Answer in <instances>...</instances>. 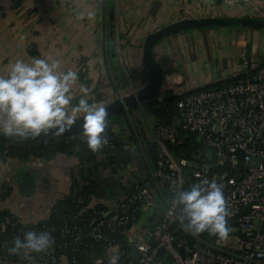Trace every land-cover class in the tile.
Returning a JSON list of instances; mask_svg holds the SVG:
<instances>
[{
    "label": "built area",
    "instance_id": "2783aa9c",
    "mask_svg": "<svg viewBox=\"0 0 264 264\" xmlns=\"http://www.w3.org/2000/svg\"><path fill=\"white\" fill-rule=\"evenodd\" d=\"M239 58L232 80L216 88L190 92L195 87L193 79L185 77L175 82L164 75L153 96L144 100L164 109L168 116L167 122L148 121L156 143L154 164L149 163L146 144L138 143L147 163L145 180L133 178V189L106 211H95L87 225L65 224L58 233L45 227L42 231L51 232L55 239L45 251L0 249V264H76L74 254L87 239L106 241V254L95 257L92 264H165L164 253L173 264H264V57L255 66L243 52ZM119 64L125 84L115 90L116 98L136 95L146 84L147 75L135 74L122 54ZM182 81L185 88L176 91L175 84ZM174 95L179 96L172 98ZM144 101L137 104L141 111ZM172 104L176 109L170 112ZM123 110L129 112V107ZM105 134L108 143L103 146L102 157L108 163L117 140H123V147L129 148L132 140L112 127ZM60 138L86 142L83 131ZM213 178L224 185L231 226L227 239L207 231L191 234L177 219L178 209L173 210L171 205L181 188ZM71 191L77 197L81 191L92 197L88 190ZM37 223L21 222L9 213L1 227L8 225L20 235ZM111 233L125 236L132 250L128 262L123 261L125 247ZM144 235L154 239L155 246ZM159 248H163L161 255Z\"/></svg>",
    "mask_w": 264,
    "mask_h": 264
},
{
    "label": "crops",
    "instance_id": "0c3cea01",
    "mask_svg": "<svg viewBox=\"0 0 264 264\" xmlns=\"http://www.w3.org/2000/svg\"><path fill=\"white\" fill-rule=\"evenodd\" d=\"M208 16L264 18V0H0V74L6 75L17 58L52 56L60 60L61 71L78 73L73 103L83 94V84L90 103L107 105L125 84L119 54L135 74L147 75L142 43L148 33L181 19ZM153 52L165 79L177 82L189 77L196 89L231 78L242 52L257 65L264 57V29L228 26L182 31L160 40ZM175 85L176 91L185 88L184 82ZM134 111L132 128L111 125L131 137L129 150L139 141L153 142ZM78 151L50 158L0 157V210L33 224L46 220L51 206L73 188H93L91 204L111 206L133 189V178L139 180L133 157L125 156L126 162L112 169L105 165L102 149L88 161ZM123 167L130 169L128 176H121Z\"/></svg>",
    "mask_w": 264,
    "mask_h": 264
},
{
    "label": "clouds",
    "instance_id": "9594fccd",
    "mask_svg": "<svg viewBox=\"0 0 264 264\" xmlns=\"http://www.w3.org/2000/svg\"><path fill=\"white\" fill-rule=\"evenodd\" d=\"M60 60L52 56L17 58L6 75L0 74V134L38 136L51 130L64 132L80 122L87 146L96 152L108 143L105 134L109 112L100 101L90 103L88 88L81 84L78 101L73 103V85L78 73L60 70ZM178 209L177 219L193 235L205 231L227 239L231 226L224 185L216 179H203L181 188L171 200ZM55 239L48 231H26L14 238L11 251L47 250Z\"/></svg>",
    "mask_w": 264,
    "mask_h": 264
},
{
    "label": "trees",
    "instance_id": "16d2710c",
    "mask_svg": "<svg viewBox=\"0 0 264 264\" xmlns=\"http://www.w3.org/2000/svg\"><path fill=\"white\" fill-rule=\"evenodd\" d=\"M247 28V27H241ZM252 29V28H249ZM248 45V44H247ZM232 78L228 80H222L217 82H212L202 87H198L190 92L198 91L202 88H216L220 87L226 82L231 81ZM155 93V92H154ZM153 93V94H154ZM150 95L149 98H151ZM179 95H174L178 97ZM137 108V105L129 106V112L122 110L120 113L111 115L109 118L108 127L106 132L108 133L111 125L113 123H118L123 127L132 128L133 116L131 112ZM121 135V134H120ZM124 141L119 139L115 143L114 153L111 155L108 163H105L109 168L116 169L122 166L126 162L127 158L124 155ZM79 148L78 155L81 156L86 161L91 160L95 152H93L88 146L87 142L79 141H65L60 137L45 139L32 142H3L0 141V157H17L21 159H26L30 157H40V158H50L57 153H71ZM104 149L102 148V151ZM138 175L139 181L145 180V177H141L138 170H135ZM89 193L94 195V189L89 188ZM77 198H81L82 202H78ZM91 198L86 197V193L81 191L79 196H75V193H70L63 199L56 201L50 208L48 218L44 221L38 222L37 224L31 225V229L37 232L42 231L45 227L52 228L54 233H58L59 229L65 224H78L87 225L89 220L94 217L95 211H106L108 206L97 203L95 205L91 204ZM9 215V212L0 210V249L5 248L6 250H11L13 247L14 238L17 236H23V234L17 235L16 231L6 225L5 228L1 227L4 217ZM99 215L95 214L96 220L99 219ZM117 242H119L122 247H125L126 253L123 256V261L128 262L132 256V250L126 244V238L123 234H110ZM86 245L74 254L76 264H92L93 259L97 256H104L106 254V249L104 245L106 241L104 240H85ZM165 264H173L170 258L164 253L161 255ZM72 264V263H71Z\"/></svg>",
    "mask_w": 264,
    "mask_h": 264
},
{
    "label": "water",
    "instance_id": "95a60500",
    "mask_svg": "<svg viewBox=\"0 0 264 264\" xmlns=\"http://www.w3.org/2000/svg\"><path fill=\"white\" fill-rule=\"evenodd\" d=\"M247 27L252 29H264V18L255 16H208L200 18H190L181 19L169 24L159 27L157 30L148 33L144 37L142 43V61L145 69L147 70V82L146 84L137 91L136 95L123 96L121 99L116 98L104 105L109 112V118L111 115L120 113L124 107H129L137 105L139 102L144 101L150 97L161 85L164 78V71L162 66L154 57V47L155 45L168 35L176 34L182 31H189L199 28H210V27ZM154 112L157 116H165L166 112L162 108L153 107ZM108 118V119H109ZM82 131L80 122L74 124L70 129L64 132H57L51 130L47 133H42L38 136H32L28 134L25 137L18 135H4L0 134V141L3 142H32L45 139H52L71 133H76ZM148 160L150 164H154L156 160V143L147 142ZM126 152L125 156L133 157L134 165L143 177L148 176L147 163L144 160L142 153L139 148L129 150V146L124 147ZM166 193L170 195L168 190ZM148 243L155 246L156 242L152 238H148L147 235L144 236ZM163 248L158 249V254H162Z\"/></svg>",
    "mask_w": 264,
    "mask_h": 264
},
{
    "label": "rangeland",
    "instance_id": "374dc122",
    "mask_svg": "<svg viewBox=\"0 0 264 264\" xmlns=\"http://www.w3.org/2000/svg\"><path fill=\"white\" fill-rule=\"evenodd\" d=\"M142 105L144 107L143 111H141V109L137 106L133 113H136L138 115L140 121L142 122L143 130L146 131V133L149 134L150 132L148 121L153 124H156L159 119H161L162 122H167V115L159 117L155 114L153 107L148 105L147 102L144 101ZM168 109L170 112H173L176 108L175 105L172 104L168 107ZM119 172L123 173V175H120L125 177L129 175L130 169H126L125 167H123L121 170H119Z\"/></svg>",
    "mask_w": 264,
    "mask_h": 264
}]
</instances>
